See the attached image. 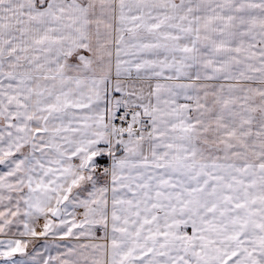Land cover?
Instances as JSON below:
<instances>
[{
	"label": "snow or ice",
	"instance_id": "6c2138e0",
	"mask_svg": "<svg viewBox=\"0 0 264 264\" xmlns=\"http://www.w3.org/2000/svg\"><path fill=\"white\" fill-rule=\"evenodd\" d=\"M0 264H264V0H0Z\"/></svg>",
	"mask_w": 264,
	"mask_h": 264
}]
</instances>
